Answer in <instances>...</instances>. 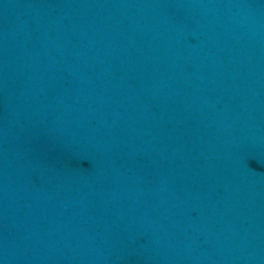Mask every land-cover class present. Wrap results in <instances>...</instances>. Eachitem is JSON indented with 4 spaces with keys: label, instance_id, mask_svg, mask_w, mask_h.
Here are the masks:
<instances>
[{
    "label": "water",
    "instance_id": "water-1",
    "mask_svg": "<svg viewBox=\"0 0 264 264\" xmlns=\"http://www.w3.org/2000/svg\"><path fill=\"white\" fill-rule=\"evenodd\" d=\"M0 264H264V0H0Z\"/></svg>",
    "mask_w": 264,
    "mask_h": 264
}]
</instances>
